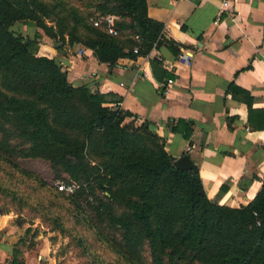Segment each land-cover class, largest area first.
I'll return each mask as SVG.
<instances>
[{"label": "trees", "instance_id": "16d2710c", "mask_svg": "<svg viewBox=\"0 0 264 264\" xmlns=\"http://www.w3.org/2000/svg\"><path fill=\"white\" fill-rule=\"evenodd\" d=\"M78 1L0 0V161L16 165L19 139L22 153L66 171L77 184L70 201L124 264H264V180L239 206L211 199L196 164L179 168L147 120H125L133 112L120 95L109 104L107 93L73 84L55 58L36 53L39 31L10 27L21 20L66 34L109 64L162 42L178 51L146 0ZM106 13L117 15L115 34L93 23Z\"/></svg>", "mask_w": 264, "mask_h": 264}, {"label": "crops", "instance_id": "0c3cea01", "mask_svg": "<svg viewBox=\"0 0 264 264\" xmlns=\"http://www.w3.org/2000/svg\"><path fill=\"white\" fill-rule=\"evenodd\" d=\"M146 1L148 16L163 22L177 52L162 42L109 64L66 34L50 36L21 20L10 27L26 36L39 31L36 53L55 58L73 84L111 100L120 95V105L133 112L125 120H147L173 158L188 152L208 197L246 203L264 180V0H229L224 8L222 0ZM28 229L0 209V264H44L41 252L26 245Z\"/></svg>", "mask_w": 264, "mask_h": 264}, {"label": "rangeland", "instance_id": "374dc122", "mask_svg": "<svg viewBox=\"0 0 264 264\" xmlns=\"http://www.w3.org/2000/svg\"><path fill=\"white\" fill-rule=\"evenodd\" d=\"M14 142L16 167L0 161V209L28 224L26 245L41 252L37 259L44 264H124L100 231L75 209L70 192L58 188L59 182L74 181L67 172L58 175L49 159L22 153L19 139Z\"/></svg>", "mask_w": 264, "mask_h": 264}, {"label": "built area", "instance_id": "2783aa9c", "mask_svg": "<svg viewBox=\"0 0 264 264\" xmlns=\"http://www.w3.org/2000/svg\"><path fill=\"white\" fill-rule=\"evenodd\" d=\"M228 3H229V0H222L220 8H224ZM220 15H221V13L219 11L213 20L214 23H217L219 21ZM116 17H117V15L114 13H106L102 16L93 18V23L97 25V24H100L101 22H105L107 30L109 32L115 34L118 32V29L114 23ZM133 49L137 50V46H134ZM191 147L192 146L190 144H188L186 146L187 150L191 149ZM76 185L77 184L74 181L73 182H59L58 188L63 189L66 192H72L74 190V188L76 187Z\"/></svg>", "mask_w": 264, "mask_h": 264}, {"label": "water", "instance_id": "95a60500", "mask_svg": "<svg viewBox=\"0 0 264 264\" xmlns=\"http://www.w3.org/2000/svg\"><path fill=\"white\" fill-rule=\"evenodd\" d=\"M137 30L139 33L143 32L142 26L139 24V22H135ZM173 162L176 166L179 168H189L194 165V162L188 152H185L181 154L180 156H177L173 158Z\"/></svg>", "mask_w": 264, "mask_h": 264}]
</instances>
